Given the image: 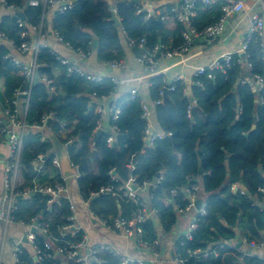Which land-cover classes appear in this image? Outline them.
<instances>
[{
    "label": "trees",
    "instance_id": "obj_1",
    "mask_svg": "<svg viewBox=\"0 0 264 264\" xmlns=\"http://www.w3.org/2000/svg\"><path fill=\"white\" fill-rule=\"evenodd\" d=\"M5 1L21 9L27 24H39L42 6H28L25 0ZM224 3L219 0L204 9H198L201 5H197L192 26L200 31L217 21ZM110 5L120 21L118 26L110 18ZM137 6L140 4L128 0H76L72 8L62 13L52 12L49 28L44 20V29L47 32L55 30L63 43L88 53L93 51L92 42L96 38L94 54L102 62L120 60L121 33L127 40L143 39L144 50L151 49L156 43L164 44L168 49L182 43L185 30L182 23L175 21L174 28L169 30L166 20H161L158 15L145 19V12L136 13ZM165 6L167 13L171 4ZM0 31L15 43L20 42L21 28L17 25L16 16H0ZM246 43L244 57L231 54L228 65L221 61V68H206L204 73L193 76L190 94L195 104L189 114L187 107L190 102L182 81L170 83L174 88L168 89L166 98H163L165 84L160 76L152 78L151 96L153 100L160 99V103L154 106L155 117L160 131L169 135L170 143L162 138L151 146L143 140L144 121L140 117L139 98L131 99L128 93L115 101L119 112L115 119L108 118L111 129L102 130L93 140L101 114L94 111L91 98L108 96L115 90V84L106 76L100 81H90L79 74L68 73L67 66L60 62L54 51L48 46L40 47L25 122L31 126L38 123L44 114L52 112L47 122L51 132L42 140L40 131L32 128L23 139L19 159L23 181L17 190L31 192L16 200L17 208L13 213L15 219L24 222L36 216L47 228L48 236L35 233L37 245L42 248L46 237L59 238V227L67 223L66 218L71 213L67 200L59 199L47 204L46 195L33 191L35 184L41 186L62 181L59 170L52 164L53 149L56 140L61 144L71 140L66 151L69 160L78 166V191L94 215L104 219L117 216L131 218L141 202L135 203L120 194L91 196L90 193L100 191L102 187L124 185L130 178L140 183L162 173V181L141 197L142 202L159 213V226L151 219L140 224L144 239H155L158 229L169 233L177 221L173 203L165 205L163 199L171 189H176L178 194L173 201L185 205L181 201L180 188L198 180L207 209L192 230L191 239L181 235L175 239L176 252L185 259L182 264H264L263 259L243 254L236 245L220 249L217 256L200 259L186 253L187 249L215 247V243L220 241L240 242L246 239L262 242L264 237V209L251 198L252 194L264 198V104L256 103L249 83L240 82L244 66L237 61H248L252 73H262L264 47L262 36L257 33L249 34ZM133 46L139 55L142 50L136 44ZM9 50L0 42V78L3 80L0 109L10 104L15 89L27 88L15 65L5 58ZM208 73L213 77L209 78ZM42 78L50 79L52 83L47 84ZM62 121L66 123L64 128L60 127ZM110 134L114 135L116 146L107 144ZM38 154L44 155L45 159L41 173L36 175L33 162ZM232 183H242L250 196L232 191ZM235 230L239 232L238 238ZM82 235L78 231L73 236L68 234L52 242L54 245L75 243ZM99 256L101 261L94 264H116L118 260V256L107 252H100ZM60 262L58 256H44L34 263L26 247L20 254V264H62Z\"/></svg>",
    "mask_w": 264,
    "mask_h": 264
},
{
    "label": "built area",
    "instance_id": "obj_2",
    "mask_svg": "<svg viewBox=\"0 0 264 264\" xmlns=\"http://www.w3.org/2000/svg\"><path fill=\"white\" fill-rule=\"evenodd\" d=\"M218 0H180L177 4L171 5L167 13H161L154 11L153 8L146 6V4L139 3L140 6H137L136 13L145 12L144 18L147 19L153 15H158L161 20L172 19L174 21L180 22L184 25L185 30L182 33V43L176 46L173 49H168V47L161 43H156L149 50H144L143 39L130 40L128 43L131 45L136 44L141 53L137 56L136 61L142 67L143 71L151 74L154 73L157 64L158 57L170 58L176 55H182L188 53L192 49L193 40L198 37H215L223 33L225 29V23L229 17L233 14L239 13L244 10L243 0H226L225 3L221 6L222 14L219 19L207 26L202 30L197 31L192 26V18L195 16L197 5L201 6H211ZM76 0H25L26 5L28 6H42L43 15L38 25L27 24L25 20L20 19L15 15L16 12L21 11V9L15 7L14 5H8L5 0H0V8L4 9L16 16L17 25L21 28L19 38L20 42L15 43V41L7 35L0 31V42L4 43L9 47V51L6 53L5 58L8 59L11 63L17 68V73L23 78L24 84H26L25 89L17 88L13 92L10 104L7 107H3L0 110V148L6 147V154L4 158V176H3V185L4 192L2 194V207L0 209V221L3 225V235L0 239V264H2V255L6 237V230L10 223L17 222L18 224L28 225L30 228L35 225L44 236H48L47 228L38 220V217H33L29 222H24L22 220H17L14 218V211L16 210V200L17 196H26L30 190L24 189L18 191L17 188L22 184V176L20 173L19 159L20 152L22 148V142L30 129H38L40 131L41 139L43 140L47 135H50L51 129L47 126L48 120L52 117L53 113L44 114L38 123H34L29 126L25 122V114L28 106V98L30 93V87L36 79V66H37V53L40 47L46 46L43 42V39L51 35L55 40L62 42L60 36L55 30L46 31L44 29V20L48 12L56 11L59 13L64 12L67 9L72 8L75 5ZM22 12V11H21ZM264 30V19L254 14L251 17V23L247 31V36L244 38L243 42L240 45L239 56L244 57L246 55L247 43L246 39L249 34L257 33L262 35ZM63 43V42H62ZM67 48L71 49L76 53L80 61L86 59L89 55L88 52H85L81 48L73 49L68 43H63ZM264 47V44H262ZM29 54L30 58L27 62L20 60L19 55ZM57 58L60 62L67 66L68 73L79 74L85 79L90 81H100L103 76L95 75L84 71L80 66L75 62H71L69 59L57 55ZM231 59V54L227 53L221 56L217 61H214L211 65L207 67H197L193 76L197 74H202L205 72V69L209 70L221 68V61H224L225 65H228ZM264 61V54L262 56ZM238 63H241L245 68V76L240 79L241 83H249L255 93V100L257 104H264V67L262 73H252L251 64L248 61H243L238 59ZM104 65L108 69H118L123 68L124 64L121 60H111L104 62ZM207 76L212 78V74L208 73ZM110 79L114 84H117L118 79L114 76H111ZM47 84L52 83V80L42 78ZM181 80V75H175L170 83L174 81ZM167 89L172 90L174 88L173 84H170ZM53 90V88H50ZM131 99H134L139 96L136 88H130L127 92ZM190 104L187 107V112L189 114L190 109H192L195 104L193 98H189ZM160 103V99L153 100L152 105L155 106ZM141 114L140 117L144 121L143 129V140L146 145H153L154 141L157 139H162L164 134L160 131L153 130L151 127L150 116H151V107L149 104L142 102L140 103ZM109 117L115 119L118 115V108L116 105L112 104L109 107L108 111ZM102 115L98 121L97 128H100V122ZM60 127H66V123L62 121ZM116 129V127H112ZM68 132V130L66 129ZM64 133V131H63ZM107 144H112L114 142V135H108ZM71 142L63 143L65 148ZM45 156L38 154L33 162V169L36 172V175L41 173L43 169ZM52 164L59 170L60 176L62 178L61 182H53L49 184H44L38 186L35 184L33 191H38L48 197L47 204L52 203L53 201L59 199H65L69 202L70 206V215L66 218L67 223L59 227L60 237L59 238H44L43 247L40 248L35 241V233L30 229L24 233L23 237H20L13 241L11 249V257L13 264H20V254L22 253L24 247V241L30 249L31 255L37 258V261L44 258L52 257H63L64 261L69 264H94L95 262L101 261L99 256L100 252H107L112 255L118 256L116 264H145V261L140 258H132L128 254L118 253L116 248L107 243H100L97 245H88L87 238L85 235H82V238L75 243H64L61 245H54L52 241L61 240L66 235L70 234L73 236L75 233L81 230L80 225L76 221V207L72 201L70 191L68 189L67 179L73 177L76 179L78 174V166L70 161V165L74 170L73 175L69 177H64L60 172V163L58 155L55 153L52 159ZM163 179V174L158 173L153 179L143 180L140 183H136L134 178H130L124 185H119L117 187L107 186L102 187L100 191L91 192V196H97L99 193H108L110 195L120 194L122 197L129 199L135 203L141 202L140 207L132 214L131 218H122L121 216L113 217L110 219L100 218L92 213L95 221L102 227L111 229L121 235L125 240L130 241L133 247L140 251H146L149 254L147 261L152 262L153 264L160 260L161 253V242L157 233V238L152 240H146L143 237L142 229L140 224L144 221L151 219L156 221L158 219L159 213L156 209L149 207L145 202L141 201L143 194L148 192V189L155 188ZM129 183H133L135 189H132L129 186ZM181 201L185 202V205H182L180 202L173 201L178 191L176 189H171L169 195L163 199L164 204L173 203L174 209L178 218L186 215L187 212L191 214L188 217V224L185 231L182 234H179L186 239H191L192 230L196 227L197 222L201 216L206 214L207 204L204 200V195L201 191V186L198 180H194L191 183L186 184L180 188ZM201 199V203L198 208H195V201ZM264 203V201H263ZM176 221V223H177ZM178 235V236H179ZM249 247L252 248H261L263 250V255L261 259L264 260V241H247L246 243ZM234 240L229 241H220L215 243V247L209 245L203 250L200 249H187L186 253L188 256L193 257L194 259L205 258L209 255L217 256L220 249H223L226 246H234ZM173 259L177 264H182L185 259L176 252L174 247ZM61 263V262H60Z\"/></svg>",
    "mask_w": 264,
    "mask_h": 264
},
{
    "label": "crops",
    "instance_id": "obj_3",
    "mask_svg": "<svg viewBox=\"0 0 264 264\" xmlns=\"http://www.w3.org/2000/svg\"><path fill=\"white\" fill-rule=\"evenodd\" d=\"M180 0H140V3L146 4V6L153 8L156 12L165 13L166 4H177ZM219 1V0H218ZM217 1V2H218ZM226 1V0H223ZM215 2V3H217ZM244 10L233 14L229 17L225 23V29L223 33L215 37H198L193 40L192 49L185 54L172 56L170 58L158 57L157 68L154 73L148 74L143 71L142 67L137 63L136 58L138 51L134 49V46L128 43L127 38L123 33L120 34V46L122 48V55L120 60L123 62L124 67L118 69H108L104 62L98 61L94 54V48L88 57L80 61L75 52L67 48L62 42L55 40L51 35L46 36L43 39V42L48 46L52 51L57 55L69 59L71 62H75L80 66L84 71L95 75H102L103 77L114 76L118 79L117 84H115V90L108 96L91 98V102L94 104V111L102 115L100 122V129H111L108 125V111L109 107L114 104L115 101L124 94H127L130 88H136L139 94V102H145L151 107V116L150 122L153 130L160 131V128L157 124L155 117V109L152 105L153 98L150 93V86L152 78L160 76L165 88H168V84L174 78L175 75H181V80L184 83V93L188 98H192L190 94V86L192 84L193 74L197 67L203 66L207 67L211 65L214 61H217L224 54H236L239 52L241 43L244 40V34L247 33L248 28L251 23V17L254 14L261 16L264 19V0H243ZM213 5V4H212ZM207 6H200L198 9H204ZM114 9V8H113ZM197 9V10H198ZM196 10V13H197ZM115 11V9H114ZM195 13V15H196ZM4 14H9L8 11L0 8V16ZM52 11L48 12L45 16V22L47 28L50 22ZM195 17V16H194ZM167 28L172 30L175 25V21L172 19H167ZM51 30V29H50ZM262 43L264 44V30L262 32ZM20 60L27 62L30 58L29 54L19 55ZM245 76V68L243 77ZM0 89H3V80L0 78ZM253 90V88H252ZM254 91V90H253ZM119 112V107L116 105ZM1 110V109H0ZM161 132V131H160ZM60 142L56 140L54 146V153L58 155L60 148ZM6 154V147L0 148V209L3 205L2 203V194L4 192L3 185V176H4V158ZM201 169L199 167L198 172ZM264 176V172H263ZM198 179L197 177H195ZM68 189L70 191L72 201L76 207V221L81 227V232L87 238L88 245H97L100 243H107L113 245L118 253L128 254L132 258H140L144 261H147L149 254L146 251H140L133 247L130 241L125 240L117 232L102 227L95 221L92 216V212L88 207V203L82 199L79 194L76 179L69 177L67 179ZM242 185L248 194H245L242 189ZM232 191H239L246 196H250L249 191L242 183H232ZM262 193V189H260ZM145 196V194H143ZM251 198L255 201L259 207L264 209V198L258 197L256 194H252ZM191 213L187 212L186 215H183L178 218V221L171 232L162 233L158 229V236L161 242V253L162 256L159 261L154 264H177L173 259L174 252V242L179 234H182L188 224V217ZM30 229L28 225L18 224L17 222L10 223L6 230L7 240L4 244L3 255H2V264H13L11 257L12 243L14 240L23 237L24 233ZM236 231V237H239L238 230ZM3 225L0 221V239L3 235ZM24 241V239L22 238ZM264 237L262 238V241ZM29 252L30 249L26 245L25 241L23 242ZM237 248H240L243 254L255 255L259 258L263 255V250L261 248H252L249 247L246 243V239H242L240 242L234 240ZM33 257V256H32ZM62 264H67L63 257H59Z\"/></svg>",
    "mask_w": 264,
    "mask_h": 264
},
{
    "label": "water",
    "instance_id": "obj_4",
    "mask_svg": "<svg viewBox=\"0 0 264 264\" xmlns=\"http://www.w3.org/2000/svg\"><path fill=\"white\" fill-rule=\"evenodd\" d=\"M128 1H130V2H132L134 4H138L139 3V0H128ZM110 13H111L110 18L114 22V24L117 25V26L120 25V21H119L118 17L116 16L115 11H114L112 5H110ZM15 15L18 16L20 19L24 20V15H23V13L21 11L16 12ZM246 36H247V33L244 34V37L245 38H246ZM92 46H93V48H95L97 46V39L96 38L93 39ZM167 92H168V89L165 88L163 90V93H162V97L163 98H166ZM190 100H191V98H190ZM101 132H102V129L98 128L97 131H96V133H95V136H94L93 140H95L96 137ZM163 139L165 141H167L168 143H170V137H169V135H164ZM112 144L114 146H116V142H113ZM58 159H59V163H60V172H61V175L64 176V177H69V176L73 175L74 170H73V168L70 165V160L68 158L66 148H65V146L63 144H60V148H59V151H58ZM129 186L132 189H135V186L133 185V183H129ZM239 187H240V189L243 190V192L245 194H248L247 191L245 190V188L242 185H240ZM21 197L22 196L19 195V196H17V199H19ZM200 203H201V199H197L195 201V203H194L195 208H198L199 205H200ZM155 224H156V226H159V220L158 219L155 221ZM30 230L32 232H34V233L38 232V229L35 227V225L32 226L30 228ZM24 241H25V239H24ZM236 246H239V244H237ZM32 260H33L34 263L37 262V258L35 256L32 257ZM145 264H153V263L150 262V261H145Z\"/></svg>",
    "mask_w": 264,
    "mask_h": 264
}]
</instances>
